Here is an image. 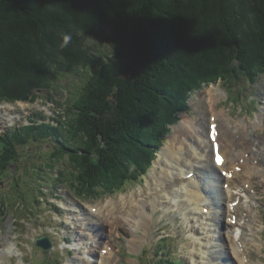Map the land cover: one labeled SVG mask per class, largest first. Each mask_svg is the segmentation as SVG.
<instances>
[{
	"label": "trees",
	"instance_id": "16d2710c",
	"mask_svg": "<svg viewBox=\"0 0 264 264\" xmlns=\"http://www.w3.org/2000/svg\"><path fill=\"white\" fill-rule=\"evenodd\" d=\"M83 67L62 119L35 115L1 137L0 180L22 157L15 146L32 141L54 145L84 197L146 174L202 82L264 74V0H0V98L28 99ZM163 263L186 261L158 254Z\"/></svg>",
	"mask_w": 264,
	"mask_h": 264
},
{
	"label": "rangeland",
	"instance_id": "374dc122",
	"mask_svg": "<svg viewBox=\"0 0 264 264\" xmlns=\"http://www.w3.org/2000/svg\"><path fill=\"white\" fill-rule=\"evenodd\" d=\"M96 47L98 49L106 48L104 44H98ZM96 52L102 53L100 50H96ZM259 56L256 55V58ZM200 69L202 70L201 75H204L206 69L204 67ZM87 72L85 67L71 72H64L59 78H53L49 82L54 83L51 85L54 88L36 89L34 95H31L27 100L8 101L0 98V136L6 131H13L16 128L26 126L31 122V117L34 114H39L44 117V120H51L53 123L57 119H62L68 108V103L71 104L72 99L78 97L84 84V75L86 76ZM195 73L199 74V71ZM206 76H210V74ZM212 89L220 92V96L215 102L212 101L213 96L210 97L209 95ZM188 104L189 112H180L179 120L172 125L171 131L157 146L154 162L149 166L145 175L135 180H129L124 186L111 192H107L110 189L98 190V194L92 199L85 198L73 189L72 184L66 183V169L72 171L74 168L64 162L63 159L50 156L54 149L52 143H43L36 146V144H33L35 141H32L26 146H15L18 153L22 154V158L17 165L13 163L12 176L0 180V221L7 231L11 227L10 224L8 225L9 221H15L21 231H24L22 229H29V232L21 235L19 239V245L24 250L22 255L28 261L27 264H71L74 258L77 257V251L74 248L77 238L80 237L81 243L85 242V239L90 241L92 234L87 231L89 225H76L75 220L71 218L73 215H69L68 212L75 210V212L82 213V209L85 212H90L92 211L90 205H96L108 199H118L125 194L132 196L134 192L141 194V189L148 191L150 181L156 185V182L152 179V174L156 170H161V167L155 165L159 161V152L170 142V135L179 124L182 115L188 114L196 123L201 124L202 127L205 126L206 130L213 107L223 113L225 120H231L234 124L242 120L248 122L256 120L259 115H262L264 121V74L260 73L255 80L239 76V79L233 82L230 80L224 81L220 78L218 81L202 82L199 87L189 94ZM2 118L3 122H1ZM163 121L164 119L154 126L153 130L152 127L149 130L156 134V130L162 127ZM250 128L254 129V126ZM240 136V134H237L239 147L243 145ZM255 136L257 137L252 140L257 139L256 141L259 144L264 142V126L255 130ZM198 144L200 145L199 142ZM146 148L150 149V147ZM15 184H19V186ZM255 185L259 192L256 204L257 212L264 218V184L256 179ZM54 203L58 205V209H56L58 212L55 211ZM68 208L73 210L69 211ZM80 213H76L78 219L84 218L85 216ZM37 221H40L39 225H37ZM163 221L154 224L149 236L145 240H138L137 247L130 244V239L136 237L138 233L145 234L144 228L131 231L126 226L122 230L118 226L113 228L106 226V232L110 234L108 237L111 245L114 251L118 252L117 255L121 257L118 264H154V261L156 262L158 259L156 254L162 255L160 251L166 252L163 254L165 258L167 256L185 258L187 264L188 262L193 264L190 239L185 235V232L180 230V227L175 228L176 224L168 226L167 231L169 233H165V230L160 231ZM259 224L261 228H258V233L264 239V228L260 219ZM15 233H11V236H15L17 234ZM43 234L49 235L53 240L51 251L43 250L35 244V238ZM72 235L73 237H70ZM167 236H170V238L164 240V243L162 239ZM67 238L71 239L69 240L71 243L67 242ZM104 240L105 238L100 239V244ZM105 246H98V251H102V247ZM143 246L144 248L149 246L151 250L150 260L147 255L148 251L143 252ZM14 247L16 248V246H13L8 250L7 255L0 257V262L3 261L4 264H11V262L25 264L20 257L19 251L21 250L18 247L14 251L16 256L13 261H8L14 256ZM250 255L253 261L264 264V246L260 248L251 245Z\"/></svg>",
	"mask_w": 264,
	"mask_h": 264
},
{
	"label": "bare ground",
	"instance_id": "6f19581e",
	"mask_svg": "<svg viewBox=\"0 0 264 264\" xmlns=\"http://www.w3.org/2000/svg\"><path fill=\"white\" fill-rule=\"evenodd\" d=\"M209 95L213 96L212 101L215 102L220 92L212 89ZM212 109V119L209 120L207 130L188 114L182 115L179 124L170 135V142L159 152V161L155 165L161 167V170H156L152 174L156 185L150 181L148 191L141 189V194L134 192L132 196L125 194L118 199H108L96 205H90L92 208L90 212L82 209L81 215L85 217L77 219L75 224L89 225L87 231L91 232L92 236L90 241L85 239L82 243L80 237L77 238L74 247L77 257L71 264H118L114 262L117 252L111 248L108 237L110 234L106 232V226L110 228L118 226L121 230L126 226L131 231L144 228L145 234L138 233L136 237L130 239V244L137 247L138 240H145L149 236L152 226L157 221V212L161 211L165 214L172 209L177 210L176 212L184 217L182 218L184 228L190 238L191 253L196 263L214 264V252L222 245L217 238L215 207L209 202L204 192L200 191L197 174L188 178L191 172H196L195 169L203 168L207 178L206 186L210 189L215 187L217 199L221 197L219 191H221L222 179L218 178L220 182L216 184L212 173L213 167L216 166L213 142L210 140V129L213 123L217 124V141L221 144V153L224 156L221 169L233 175L225 179L227 187L223 181L224 193L221 192L223 195L221 199L224 200L222 212L228 224L227 228L223 227V241L229 246L237 264H263L251 259L250 249L251 245L260 248L264 246V241L258 233V228H261L259 224L261 216L257 212L259 192L255 187L256 179L264 184V171H262L264 170V142L260 145L257 139L252 140L257 137L255 130L263 127L264 121L262 115H259L256 120L250 122L242 120L234 124L231 120H225L221 111L214 107ZM251 126H254V129H251ZM237 134H240L243 140L241 147L237 143ZM206 207L208 212H204ZM39 223L40 221H37V225ZM9 224L11 227L7 231L0 221V257L7 255L8 250L13 246H16L15 250L18 247L24 251L19 245V239L21 235L28 233L29 229L21 231L15 221H9ZM11 233L16 235L12 237ZM102 238L105 240L100 244L99 240ZM67 239V242L71 240ZM103 244H106L105 249L98 251V246ZM218 253L223 255V251ZM234 262H225V264H235ZM2 263L4 262H0Z\"/></svg>",
	"mask_w": 264,
	"mask_h": 264
},
{
	"label": "water",
	"instance_id": "95a60500",
	"mask_svg": "<svg viewBox=\"0 0 264 264\" xmlns=\"http://www.w3.org/2000/svg\"><path fill=\"white\" fill-rule=\"evenodd\" d=\"M37 245L43 247L45 250L52 249V242L47 235L36 238Z\"/></svg>",
	"mask_w": 264,
	"mask_h": 264
},
{
	"label": "snow or ice",
	"instance_id": "6c2138e0",
	"mask_svg": "<svg viewBox=\"0 0 264 264\" xmlns=\"http://www.w3.org/2000/svg\"><path fill=\"white\" fill-rule=\"evenodd\" d=\"M211 136H212V139H213V140L216 139V125H215V124H212V125H211ZM216 162H217V163H220V164L223 163V159H222V157H220L218 154H217V156H216ZM225 175H228V174H225Z\"/></svg>",
	"mask_w": 264,
	"mask_h": 264
},
{
	"label": "clouds",
	"instance_id": "9594fccd",
	"mask_svg": "<svg viewBox=\"0 0 264 264\" xmlns=\"http://www.w3.org/2000/svg\"><path fill=\"white\" fill-rule=\"evenodd\" d=\"M69 39H70V37H69V36H67V35H65V36H64V42H63V45H62V47L67 45V43H68Z\"/></svg>",
	"mask_w": 264,
	"mask_h": 264
}]
</instances>
